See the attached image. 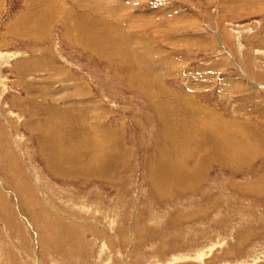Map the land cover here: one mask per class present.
<instances>
[{
	"label": "rangeland",
	"instance_id": "1",
	"mask_svg": "<svg viewBox=\"0 0 264 264\" xmlns=\"http://www.w3.org/2000/svg\"><path fill=\"white\" fill-rule=\"evenodd\" d=\"M59 1L0 0V264H264V0Z\"/></svg>",
	"mask_w": 264,
	"mask_h": 264
},
{
	"label": "bare ground",
	"instance_id": "2",
	"mask_svg": "<svg viewBox=\"0 0 264 264\" xmlns=\"http://www.w3.org/2000/svg\"><path fill=\"white\" fill-rule=\"evenodd\" d=\"M51 1V0H50ZM59 1V0H58ZM55 2V1H54ZM54 2H52V4L54 3ZM60 2V1H59ZM40 3H42V0H25V9H29L30 7H34V6H36L35 7V9L33 10V13H35V15H33L32 16V18L30 17V19H32V20H30V22L31 21H34L36 18L37 19H39L40 20V17H42V16H46L44 13H43V8H42V6H40ZM57 3V2H56ZM62 2H60V4H61ZM57 4H59V3H57ZM59 4V5H60ZM49 5H51V3L49 4V2L47 3V4H44L43 5V7L45 8V10H46V12H47V14L48 15H51V14H55V13H51V14H49L52 10L53 11H56L55 10V5L56 4H53V6H52V9L49 7ZM61 7H62V5H61ZM64 7V6H63ZM60 7H58V9H59ZM57 9V8H56ZM62 9V8H61ZM60 10V9H59ZM63 10V9H62ZM31 11V10H30ZM35 11V12H34ZM45 12V13H46ZM49 12V13H48ZM28 13V12H27ZM31 14V12L28 14V15H30ZM57 14V13H56ZM80 14V13H79ZM82 14V13H81ZM85 14V13H84ZM59 15H61V16H64V18L62 19L63 20V23H64V28H70L69 29V34H68V36L69 37H71V36H74V37H81L79 40H77V41H79V43H81V41L85 44V49L86 50H92V51H94V46H95V44H94V46L93 45H91L93 48L91 49V47H90V49L88 48V46H89V44H91V43H94V42H96L95 41V37H94V28L93 27H91V26H86V27H83V28H80V24L81 23H86V24H88V25H97L98 23H91L90 21H81L80 23H78V21H77V24H74V27L73 28H75L76 30H71V27L69 26V20H70V17L66 14V13H62L61 11H60V14ZM76 14H74V16H75ZM24 16H26V15H24ZM24 16H23V18H24ZM35 16V17H34ZM84 16V15H83ZM87 16V15H86ZM27 17V16H26ZM34 17V18H33ZM49 17V16H48ZM72 17H73V15H72ZM71 17V18H72ZM82 17V16H81ZM88 17V16H87ZM45 18V17H44ZM51 18V17H50ZM83 18V17H82ZM25 19V18H24ZM24 19H21V21L23 20V23H24ZM34 19V20H33ZM26 20V19H25ZM28 20V21H29ZM27 21V22H28ZM42 21H44V22H46L47 23V26L49 25V19L48 20H46V18L45 19H42L41 20V22ZM51 21V20H50ZM17 22H19V21H17ZM26 22V21H25ZM35 22V21H34ZM36 22H37V20H36ZM38 23H40V21H38ZM43 23V22H42ZM25 24V23H24ZM30 24V23H29ZM32 24H33V22H32ZM31 24V25H32ZM35 24V23H34ZM41 24V23H40ZM39 24V26H41ZM36 25H38L37 23H36ZM45 25V24H44ZM44 25H42L43 27H45ZM22 26H24V25H22ZM21 26V27H22ZM25 26H27L26 24H25ZM29 26V25H28ZM41 26V27H42ZM27 29H28V27H26ZM37 28V27H36ZM45 29V28H44ZM42 30V29H41ZM15 31V30H14ZM26 31V30H25ZM40 31V30H39ZM68 32V31H67ZM90 34V36L87 38V36ZM34 39V38H33ZM89 43V44H88ZM97 44V43H96ZM19 54V53H18ZM11 55L10 54H6L5 55V57L6 58H4V59H2L0 62H1V64L3 65V66H5V64L7 63V61H8V58L10 57ZM17 56H19V55H17ZM2 57H3V55H2ZM21 57V56H20ZM1 58V57H0ZM21 58H23V57H21ZM1 67V66H0ZM3 68V67H2ZM1 68V69H2ZM29 84V85H28ZM28 84H26V85H28V88L27 89H30L33 85L32 84H30V83H28ZM22 85V84H21ZM25 85V87H27ZM33 88H35L34 86H33ZM28 91V90H27ZM36 91V90H35ZM34 92V91H33ZM27 95V94H26ZM154 104H155V102H154ZM187 107V106H186ZM92 108V107H91ZM156 109V105H154V110ZM171 109V108H170ZM190 110H194V111H196V112H199V111H197V110H195V109H193V108H189ZM157 112L158 113H160V111L159 110H157ZM161 116L163 117V113L161 114ZM167 116H169V114H165L164 115V118L163 119H166L167 118ZM171 117V116H170ZM156 119H157V117H156ZM213 119V118H212ZM178 122H179V120L178 119H176V118H173V117H171V126H172V128H174L173 129V131H176L175 130V128L176 127H178L177 125H178ZM164 130V129H163ZM165 131V130H164ZM173 132H171V134H172ZM188 132H185L184 133V137H187V134ZM159 135H160V133H159ZM189 136V135H188ZM188 138V137H187ZM59 140V139H58ZM166 141H168V137L166 138ZM50 144V153H45V154H47L46 155V159L47 160H49V162H48V167L49 168H51V167H55V163H54V157H52L53 155H54V153H56V150L53 152L52 151V146H54V145H52L51 146V143H49ZM43 147H44V145H43ZM54 148V147H53ZM224 159V158H223ZM214 162H217L218 163V165H221V166H223L224 165V162H223V160H219V159H216ZM94 163H92V165H93ZM103 164V162L100 164V165H102ZM226 164V163H225ZM91 165V166H92ZM88 166H89V164H88ZM95 167H98V166H96V164H94V166H93V170L95 171V172H98L99 170L97 169V168H95ZM91 168V167H90ZM50 172L53 174L54 173V175L55 174H57L58 175V173H60V170L59 171H57L56 169L52 172V170H50ZM183 174V176L184 177H188V178H192V180L189 182V183H191V182H194L195 181V179H194V176L196 175V173H189V172H187V171H185V172H183L182 173ZM191 174V175H190ZM59 176V175H58ZM89 176H92V175H89ZM180 177H181V175H180ZM185 179V178H184ZM162 181H163V179H162ZM164 185V184H163ZM180 185V186H179ZM183 185V183L182 182H179V184L178 185H176V184H167V185H165L166 186V188H168V189H170V188H178V186H179V189H181V186ZM64 215V214H63ZM58 218V217H57ZM57 218H55V224H56V222L57 223H59L58 221H56L57 220ZM27 222V221H26ZM58 225V224H57ZM59 226V225H58ZM63 230V229H62ZM200 255H202V253H199V255H197V256H200ZM180 257V256H179ZM30 261V260H29ZM174 261H178V259L177 258H175L174 259ZM124 262V261H123Z\"/></svg>",
	"mask_w": 264,
	"mask_h": 264
}]
</instances>
